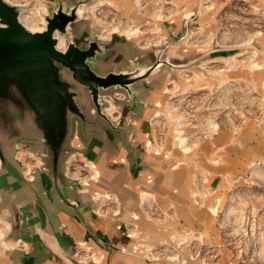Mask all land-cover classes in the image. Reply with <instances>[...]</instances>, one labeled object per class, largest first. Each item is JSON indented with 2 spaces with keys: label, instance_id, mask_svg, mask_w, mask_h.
Listing matches in <instances>:
<instances>
[{
  "label": "water",
  "instance_id": "1",
  "mask_svg": "<svg viewBox=\"0 0 264 264\" xmlns=\"http://www.w3.org/2000/svg\"><path fill=\"white\" fill-rule=\"evenodd\" d=\"M92 1L49 0L47 13L44 15L45 28L32 31L20 22L22 5L0 0V176L8 184H17L28 190L34 188L39 181L45 182L44 178L48 176L52 180L51 188L58 197L75 210L80 205L82 190L90 191L88 195L98 201L106 199L110 192L90 189L100 175L84 151L72 145L74 136L77 133L87 135L90 129L104 132L111 129L121 135L133 156L141 148L149 152L152 142L147 139L139 144L132 135L128 118L139 105L147 104L144 98L146 89L155 87L161 88L167 98L164 108L158 106L155 115L161 112L170 114L169 100L172 95L168 94L170 92L164 85V80L174 71H201L204 70L205 63L216 60L232 63L234 58L241 55L242 47L252 43L251 54L254 55L247 61V70H243L252 77L244 78L255 84L261 95L264 94V80L259 81L253 77L255 73L264 70V50L258 46V39L262 34L236 46L217 45L216 36H212L211 44L214 45L205 51L187 56L173 53L194 35L191 31L192 22L203 14L200 13L203 9L207 12L212 10V3L200 4L199 10L191 14L178 10L163 20H160L158 14L160 10L156 11L157 31L149 35L147 47H139L134 43L139 37L136 33L128 37L125 44L114 38L106 39L92 31L87 14ZM104 1L114 3L113 0ZM133 1L138 6L137 0ZM178 16L183 19L178 32L168 33L161 29L165 20ZM151 35L157 36L159 42L154 43ZM60 40L64 42L63 49L58 47ZM129 41L135 52L132 57L125 59ZM239 63L238 65H243V62ZM227 78L233 79L228 75ZM173 81L174 79L168 84ZM108 98L114 100L113 105L108 102ZM123 106L127 108L125 112ZM114 107L119 113L122 112L120 117L115 118L113 115ZM240 130L241 127L233 128L234 135ZM216 132L217 130L210 132L207 138ZM167 138L175 149L184 154L195 152L201 143L188 148L180 142L179 136L167 135ZM36 143L40 145V150L31 154L36 164L26 167L24 161L28 151L25 146H34ZM77 154L85 157L84 161L92 169L94 176L78 179L68 176V167ZM198 173L205 176L206 185L211 190L215 187L210 180V171L196 167L191 178V198L194 204L207 207V201L212 195L202 197L201 203H197L193 195L194 177ZM240 178L243 177L235 179L234 184ZM216 214L217 212H213L214 216ZM0 221L6 224L0 235V249L19 250L28 254L29 243L22 237L12 235L14 222H19L17 214L13 218H0ZM122 232L132 242V257L146 264H156L164 259L177 261L164 254L152 256L151 245L141 231L125 228ZM97 241L99 243L95 244L87 238L76 240L72 251L73 263L88 264L82 262L77 253L89 249L94 252L92 259L98 258L94 264H102V247L110 246L98 239ZM18 243H24L25 247H19Z\"/></svg>",
  "mask_w": 264,
  "mask_h": 264
},
{
  "label": "crops",
  "instance_id": "2",
  "mask_svg": "<svg viewBox=\"0 0 264 264\" xmlns=\"http://www.w3.org/2000/svg\"><path fill=\"white\" fill-rule=\"evenodd\" d=\"M145 1L144 5L135 6L133 0H113L116 10L131 19V27H135L134 33L139 36L135 40L137 43H134L139 47H147L149 35L157 31L155 12L161 8L158 7L159 0ZM169 1L176 3L179 11L185 10L188 14L199 10L200 4H213L212 10L207 12L203 9L200 12L203 14L192 22L191 31L194 35L178 48L180 56L205 51L214 45L211 44L212 36H216L217 45L242 44H224L220 41L221 15L225 10L244 8L249 13L259 14L264 22V0ZM172 15H166L165 19ZM182 21L181 16L165 20L161 29L168 33L178 32ZM262 28L258 46L264 50V25ZM152 38L154 43L159 42L157 36ZM218 62L216 60L211 63ZM225 63L228 77H252L249 72H237L232 63ZM253 77L259 81L264 80V70L255 73ZM144 98L147 104L139 105L128 119L132 135L139 144L147 139L152 142L149 152L141 148L133 156L121 135L111 129L105 132L90 129L87 135L77 133L72 139V145L84 151L100 175L90 189L110 192L106 199L94 200L88 195L90 191L82 190L80 205L75 210L58 197L51 188L52 180L48 176H45V182H37L31 190L17 184H8L0 176V218H13L17 214L19 222L13 221L15 226L12 235L22 237L30 246L28 254L19 250L0 249V264H74V242L83 238L95 244L99 243L98 239L110 246L102 247V264H146L130 255L132 242L123 234V229L141 231L151 245L150 251L169 248L171 243L178 242L188 232H199L207 237L215 233L213 209L216 208L217 212L223 192L235 186L234 180L244 176L251 162H264V117L247 120L236 135L233 128L220 126L215 135L200 138L196 142L201 143L195 152L184 154L175 149L167 135L157 127L159 115H155V111L158 106L164 108L167 103L164 91L159 87L147 88ZM126 110L123 106V112ZM37 143L25 146L28 151L26 158L31 159L33 165L36 160L31 154L40 150ZM85 166L93 174L86 163ZM196 167L210 171V180L215 186L207 207L194 204L191 198V178ZM70 169L69 165L68 176L71 178L91 176L80 171V175L75 177L70 174ZM151 209L155 210V215L150 214ZM96 211L98 214H95ZM156 264L203 263L183 256L180 261L164 259Z\"/></svg>",
  "mask_w": 264,
  "mask_h": 264
},
{
  "label": "rangeland",
  "instance_id": "3",
  "mask_svg": "<svg viewBox=\"0 0 264 264\" xmlns=\"http://www.w3.org/2000/svg\"><path fill=\"white\" fill-rule=\"evenodd\" d=\"M9 1L22 5V14H26L24 17L26 24L46 26L44 15L47 13L49 0ZM145 2L137 0L139 6ZM159 2L160 20L178 10L176 3L169 0ZM230 9L221 15L219 38L221 37L222 43H246L262 33L263 17L257 13H249L244 8ZM87 14L90 18V29L106 39L114 38L126 44L127 38L135 34V27H131V19L119 13L114 3L110 1L93 0ZM251 45L252 43H249L242 47L241 55L232 62L240 73L247 70L249 56L254 55L251 54L253 50ZM126 47L128 55L126 54L124 58L128 59L133 56L135 48L130 41ZM173 53L176 54L177 51ZM239 62H243V65H238ZM225 64V61L205 63L204 70L174 71L171 76L165 78L164 85L172 97L169 100L170 114L161 112L158 116L157 127L160 132L179 136L180 142L187 146L204 133L213 131L209 128L211 122L222 126L228 118H239L242 114L249 117L247 120L264 117V94L261 95L255 84L246 79L227 78ZM173 79L174 81L168 84ZM108 102L114 104V100L110 98ZM112 112L115 117H120L117 108L114 107ZM83 162H85L83 157L79 155L73 157L70 174L79 176L80 164ZM249 173L248 169L234 187L223 192L217 214L214 216L216 221L214 234L207 237L199 232L185 233L181 240L171 243L169 248H163V254L174 260L180 261L184 256L203 264H264V163ZM248 214L254 216V221L246 224Z\"/></svg>",
  "mask_w": 264,
  "mask_h": 264
},
{
  "label": "built area",
  "instance_id": "4",
  "mask_svg": "<svg viewBox=\"0 0 264 264\" xmlns=\"http://www.w3.org/2000/svg\"><path fill=\"white\" fill-rule=\"evenodd\" d=\"M138 1H141V0H138ZM249 119V117H247L245 114H242L239 118H235V117H230L228 118L223 124L221 127L223 128H228V127H231V128H239L242 126L243 123L246 122V120ZM215 126V128H214ZM219 128L220 126H218V124L214 125L213 122H211L209 124V128L212 129L213 131H215L217 129V127ZM210 131V130H208ZM212 132V131H211ZM210 132H206L204 133L200 138H205ZM200 138L194 140L190 145H187L186 147H191L192 145H194ZM25 165L26 167L27 166H31L33 165L32 163V160L29 158H25ZM264 162H261V161H254V162H251L248 166V169L250 171L249 174L252 173L253 170L256 169L257 166H259L260 164H262ZM80 171H85L86 173L90 174L91 176H93V174H91V172L86 168L85 166V163H81L80 164ZM25 170H27V168H25ZM207 183V179L205 178V176L201 173H198L197 175H195L194 177V185H195V192H194V198H195V201L197 203H201L202 202V197H205V196H208V195H212L215 190H211L210 187H208L206 185ZM155 210L151 209L149 212L151 215H155ZM246 224H249V222H253L254 221V216L252 214H248L247 217H246ZM6 228V224L2 221H0V232L2 234V232L5 230ZM18 246L21 247V248H24L25 245L24 243H18ZM151 254L152 256L154 257H158L160 256V254H163L164 252V249L162 248H159V249H151ZM78 257L80 258V260H82V262L84 263H88V264H94V262L96 260H98V258H94L92 259V257L94 256V252L89 250V249H83L81 251H79L78 253Z\"/></svg>",
  "mask_w": 264,
  "mask_h": 264
},
{
  "label": "bare ground",
  "instance_id": "5",
  "mask_svg": "<svg viewBox=\"0 0 264 264\" xmlns=\"http://www.w3.org/2000/svg\"><path fill=\"white\" fill-rule=\"evenodd\" d=\"M43 8V7H42ZM45 10V9H44ZM24 17H26V14H21L20 15V17H19V19H20V22L24 25V26H26L28 29H30V30H32V31H41V30H43L45 27H37V26H35V25H32V24H26L25 22H24ZM125 30V29H124ZM120 31V30H119ZM226 33V32H225ZM128 34H130L129 32H128ZM224 34V33H223ZM221 38V37H220ZM220 40H222V39H220ZM208 41V40H207ZM222 42V41H221ZM63 44H64V42H63V40H60L59 41V43H58V47L59 48H61V49H63L64 47H63ZM74 176V175H73ZM75 177H76V175H75ZM82 178V177H81ZM148 197V196H147ZM143 198H145V197H143ZM145 200V199H144ZM215 208V207H214ZM214 210V209H213ZM0 235H1V232H0Z\"/></svg>",
  "mask_w": 264,
  "mask_h": 264
}]
</instances>
